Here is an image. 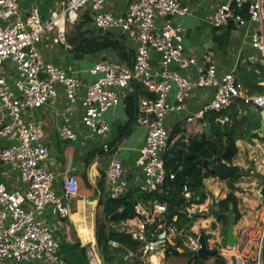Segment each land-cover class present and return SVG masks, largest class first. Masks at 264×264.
I'll use <instances>...</instances> for the list:
<instances>
[{
	"label": "built area",
	"instance_id": "built-area-1",
	"mask_svg": "<svg viewBox=\"0 0 264 264\" xmlns=\"http://www.w3.org/2000/svg\"><path fill=\"white\" fill-rule=\"evenodd\" d=\"M111 1L66 0L44 19L38 6L22 15L21 0H0V138L6 142L0 147V167L14 173L19 182L9 187L0 179V264H70L59 255L58 239L38 214L50 207L53 216L69 217L67 203L77 197L79 180L67 174L62 191H56L57 175L47 165L51 157L44 127L30 119L32 111L58 99L61 89L68 102L67 111L80 104L84 128L90 135L104 137L110 132L104 114L119 106L133 88H143L146 95L139 97L136 123L147 129V137L135 161L141 173L138 189L143 193L157 191L166 182L163 154L171 134L166 119L184 111L197 89H214L211 101L197 118L220 113L234 102L264 110V93H251L237 78L236 69L220 74L210 53L198 57L187 51L184 27L169 21L191 13L187 0H139L123 14L105 10ZM216 1L213 25L224 27L233 22L239 27L255 26L251 45L264 55V35L260 31L264 26V0ZM86 12L91 14L95 29L119 30L134 43L131 66L114 60L98 62L89 70L95 76L89 83L45 61L40 48L46 37L54 45L67 47L69 28ZM181 71H193L196 80ZM59 132L64 141L79 138V133L68 126H62ZM104 147L108 150L107 145ZM106 179L110 198L119 199L128 193L124 166L116 156L110 158ZM258 196L264 197V191ZM219 202L215 199L214 205L218 207ZM135 212L134 218L118 228L140 243L138 252L128 251L126 260L132 264H164L169 245L182 237L176 218L169 220L166 204L159 202L138 203ZM200 235L189 238L186 244L196 254L201 249ZM111 245L119 247L114 241ZM88 256L90 264H103L96 247ZM235 264H263L262 246L254 256L235 255Z\"/></svg>",
	"mask_w": 264,
	"mask_h": 264
},
{
	"label": "crops",
	"instance_id": "crops-1",
	"mask_svg": "<svg viewBox=\"0 0 264 264\" xmlns=\"http://www.w3.org/2000/svg\"><path fill=\"white\" fill-rule=\"evenodd\" d=\"M65 1L21 0V13L26 15L32 7L38 6L43 18L48 19L51 12L60 9ZM138 1L112 0L105 10L114 14H123L130 5ZM187 3L191 7L189 15L169 18L173 24H181L184 27L187 51L198 57L203 53H210L220 74L236 69L237 78L251 93H264V55L251 45L252 32L257 28L255 26L239 27L233 22L224 27H216L212 23L217 8L216 0H187ZM88 27L92 30L95 29L92 23H89ZM95 30L103 33L99 34L100 36H104L106 33ZM260 31L264 35V26ZM111 33L125 42V58L107 50L79 59L74 52V47L69 43L67 47L54 45L48 37L45 38L40 48L45 61L65 69L71 75L82 77L89 83L95 78L89 73V70L98 62L114 60L128 66L133 64V41L119 30L111 31ZM69 36L72 38L77 36L75 26L69 28ZM154 56L158 55L154 54ZM155 65L158 63L156 62ZM181 72L192 80L197 78L193 71ZM11 74L14 75L13 71ZM60 91L61 95L53 103L32 111L30 119L44 127L46 144L51 157L47 165L57 175L54 184L56 191L58 193L62 191V181L65 175L73 174L79 180V192L75 199L67 203L71 210L69 217L61 219L53 216L50 207L40 212L38 216L50 226L58 239L61 257L73 264L77 255L82 253L81 250L86 249L85 257L90 264L87 253L97 245V223L110 227L105 220L103 206H99L98 185L103 182V197L110 198L106 169L111 156H116L122 161L124 177L129 184V189L138 188L141 180V173L136 167L135 161L139 156L140 149L145 144L147 129L136 123V115L139 97L146 93L140 86L133 88L119 106L107 111L104 114V119L110 125V132L104 137H99L90 135L82 125L83 110L80 104L74 105L71 112L67 111L68 102L62 89ZM83 93L84 90L80 91L81 96ZM132 94L136 99L134 115L131 118L127 100ZM213 94L214 89H197L188 100L184 111L172 113L167 117L168 128L171 133L176 129L177 134L172 140L169 139L164 154L178 143L188 144L191 139L201 138L203 135L209 136L210 123L205 120L206 116L197 118L196 115L211 101ZM257 110V108L249 106L241 115H250ZM260 111L262 127L263 110ZM227 120V118L219 119L222 124ZM62 126H68L77 131L79 133L78 140L70 142L61 139L59 130ZM259 129L252 131L256 135L255 137H247L244 134L245 137H241L236 142L238 155L234 159L233 165L245 172L244 177L239 179L235 185V195L239 200L240 213V219L236 221L233 231L234 235L238 237L236 247L228 246L227 234L224 235L225 223L219 221L216 214L211 211L213 200H223L230 193L228 182L219 178H208L204 180V191L207 195L205 202L201 204L193 202L186 208L191 219L184 218L180 221L182 237L169 245V253L165 256L164 264H190L192 252L186 244L189 238H194L199 234H204L209 248L216 250V255L223 257L225 264H235L234 257L237 254L254 256L260 246H262L264 264V197L258 196L259 191H264V132L260 133ZM5 143L0 140V147ZM105 145L108 146V150H105ZM0 179L2 182H4L3 179H6L7 181L4 183L9 187L19 183L17 176L14 173H8L7 168L4 167H0ZM187 194L186 197L191 200V193ZM174 218L177 220V217ZM114 228L118 230L119 226ZM81 229L92 230L88 240L84 241ZM65 248L68 250H64ZM216 255L208 256L204 264H217ZM78 263L80 262L78 261Z\"/></svg>",
	"mask_w": 264,
	"mask_h": 264
},
{
	"label": "trees",
	"instance_id": "trees-1",
	"mask_svg": "<svg viewBox=\"0 0 264 264\" xmlns=\"http://www.w3.org/2000/svg\"><path fill=\"white\" fill-rule=\"evenodd\" d=\"M89 23H92V17L89 12H86L75 25L77 36L68 37V43L74 47L77 58L96 55L107 50L113 51L123 58L126 57L125 42L115 37L111 32L100 36L99 34L103 33L90 29ZM135 99V95L132 94L127 100L131 118L134 115ZM248 108V105L234 102L220 113L205 114V120L210 123L209 136L203 135L201 138L191 139L188 144L178 143L164 154L168 178L161 189L152 193H143L138 188H130L124 197L112 199L103 197V182L98 185L99 206H103L105 220L110 225L108 227L98 222L96 226L97 243L105 264H132L125 260V256L128 251L138 252L140 243L114 227L119 226L127 219L134 218L136 216L135 206L138 203L152 205L159 202L166 204V217L169 220L177 217V224L181 228L180 221L182 219H191L186 208L193 202L198 204L205 202L207 195L204 191V180L208 178H219L228 182L230 193L225 199L220 200L219 208L222 210V214L216 215L219 221H224V235L227 234L230 223L224 213L229 212L230 206H233L232 211L236 220L240 219L239 200L235 195V185L245 174L243 170L233 165L234 159L238 155L236 142L241 137H245L244 134L247 137H255L256 135L252 131L261 127L260 109L250 115H241ZM225 118L228 120L222 124L219 119ZM176 134V129L172 130L170 140ZM225 137H227L226 141ZM88 164L90 165V163ZM172 174L175 176L174 179H170ZM187 193H191V200L186 197ZM204 240L206 241L205 238ZM112 241L117 242L119 247H113ZM113 249H116L121 255L118 263ZM81 251L85 256L86 249ZM190 256V264H204L207 258L198 257L193 252ZM216 256L217 264H225L223 257Z\"/></svg>",
	"mask_w": 264,
	"mask_h": 264
},
{
	"label": "water",
	"instance_id": "water-1",
	"mask_svg": "<svg viewBox=\"0 0 264 264\" xmlns=\"http://www.w3.org/2000/svg\"><path fill=\"white\" fill-rule=\"evenodd\" d=\"M262 127L259 129V132L262 133L264 132V110L262 111ZM227 140V137H225V141ZM215 200L212 201L211 203V211L216 214V215H221L222 214V210L218 207H216L214 205ZM233 206H230V211L227 213H224V215L228 218L230 226L228 229V233H227V237H228V243H229V247L230 248H235L237 243H238V237L236 235H234L233 231H234V225L236 224V216L233 213ZM200 242H201V249L198 251L197 256L201 257V258H205L208 256H214L217 254L216 250H212L209 248L207 242L204 240V234L200 235ZM96 249L98 252H100V249L98 247V243L96 245ZM235 260V257H234ZM104 261V259H103ZM105 264V262H104Z\"/></svg>",
	"mask_w": 264,
	"mask_h": 264
},
{
	"label": "rangeland",
	"instance_id": "rangeland-1",
	"mask_svg": "<svg viewBox=\"0 0 264 264\" xmlns=\"http://www.w3.org/2000/svg\"><path fill=\"white\" fill-rule=\"evenodd\" d=\"M7 64H9V62H6V65ZM0 140L1 141H4V140H2L1 138H0ZM3 181L4 182H6L7 180L6 179H3ZM81 235H82V237L84 238V241H86V240H88L89 239V237H90V235H91V233H92V230H88V229H81ZM64 250H68V248H65ZM113 251V253H114V255H115V257H116V260H117V263L119 262V260L121 259V255H120V253H118V251L116 250V249H113L112 250ZM88 254V253H87ZM189 256V255H188ZM187 256V257H188ZM189 258V257H188ZM172 259V258H171ZM78 261L80 262V263H78ZM88 264V260H87V258L81 253H79L78 255H77V257H76V261L74 260V262H73V264Z\"/></svg>",
	"mask_w": 264,
	"mask_h": 264
}]
</instances>
